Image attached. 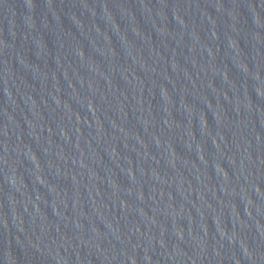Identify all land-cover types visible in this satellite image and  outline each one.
<instances>
[{"label":"water","instance_id":"water-1","mask_svg":"<svg viewBox=\"0 0 264 264\" xmlns=\"http://www.w3.org/2000/svg\"><path fill=\"white\" fill-rule=\"evenodd\" d=\"M0 264H264V0H0Z\"/></svg>","mask_w":264,"mask_h":264}]
</instances>
